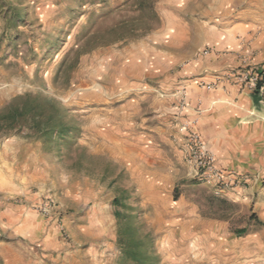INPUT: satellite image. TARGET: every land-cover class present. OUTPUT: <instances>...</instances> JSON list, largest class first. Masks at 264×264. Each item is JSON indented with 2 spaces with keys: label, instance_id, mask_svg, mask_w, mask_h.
Listing matches in <instances>:
<instances>
[{
  "label": "rangeland",
  "instance_id": "rangeland-1",
  "mask_svg": "<svg viewBox=\"0 0 264 264\" xmlns=\"http://www.w3.org/2000/svg\"><path fill=\"white\" fill-rule=\"evenodd\" d=\"M263 71L264 0H0V114L40 97L0 133L29 197L0 264H264V171L210 117Z\"/></svg>",
  "mask_w": 264,
  "mask_h": 264
},
{
  "label": "crops",
  "instance_id": "crops-1",
  "mask_svg": "<svg viewBox=\"0 0 264 264\" xmlns=\"http://www.w3.org/2000/svg\"><path fill=\"white\" fill-rule=\"evenodd\" d=\"M262 74L264 71L259 73ZM221 99L210 104L215 137L212 142L220 143L213 144L212 150L227 158L228 164L238 157L243 162L239 170L244 173H261L264 171V87L253 93L246 86H229ZM15 152L0 151V230L3 232L11 229L16 232L18 223L29 214L10 202L28 189L17 172Z\"/></svg>",
  "mask_w": 264,
  "mask_h": 264
},
{
  "label": "trees",
  "instance_id": "trees-1",
  "mask_svg": "<svg viewBox=\"0 0 264 264\" xmlns=\"http://www.w3.org/2000/svg\"><path fill=\"white\" fill-rule=\"evenodd\" d=\"M256 92H258L262 86H264V83H257L256 85ZM39 96H36L32 98L31 96L27 95L25 102L22 104L19 102L16 105H12L8 108L7 111H4L0 114V133L8 134L12 130L15 129V124L18 122V119L24 116H31L33 118H37L40 115H38V101ZM21 99L20 101H22ZM67 133L62 132L60 134L61 137H65L63 140L67 139ZM117 202V201H115ZM118 214V213H117ZM118 216V215H117ZM121 232V230H120ZM119 232V235L121 234ZM127 248V255L128 256H135L134 261L137 264H141L145 261V253L134 251V245H129Z\"/></svg>",
  "mask_w": 264,
  "mask_h": 264
},
{
  "label": "built area",
  "instance_id": "built-area-1",
  "mask_svg": "<svg viewBox=\"0 0 264 264\" xmlns=\"http://www.w3.org/2000/svg\"><path fill=\"white\" fill-rule=\"evenodd\" d=\"M264 78V77H263ZM258 80V79H257ZM264 87V86H263Z\"/></svg>",
  "mask_w": 264,
  "mask_h": 264
}]
</instances>
